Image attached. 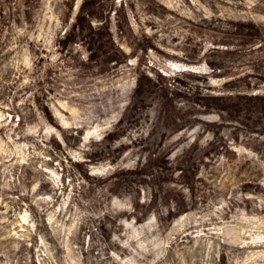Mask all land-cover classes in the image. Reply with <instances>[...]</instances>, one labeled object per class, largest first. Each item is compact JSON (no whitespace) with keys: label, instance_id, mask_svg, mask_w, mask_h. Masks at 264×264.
I'll use <instances>...</instances> for the list:
<instances>
[{"label":"rangeland","instance_id":"1","mask_svg":"<svg viewBox=\"0 0 264 264\" xmlns=\"http://www.w3.org/2000/svg\"><path fill=\"white\" fill-rule=\"evenodd\" d=\"M0 264H264V0H0Z\"/></svg>","mask_w":264,"mask_h":264}]
</instances>
